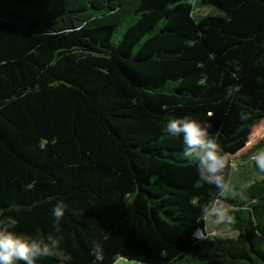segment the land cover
<instances>
[{
	"label": "trees",
	"instance_id": "1",
	"mask_svg": "<svg viewBox=\"0 0 264 264\" xmlns=\"http://www.w3.org/2000/svg\"><path fill=\"white\" fill-rule=\"evenodd\" d=\"M235 112L264 117V0H0V218L68 264H264V172L226 170L236 236L209 237L217 190L165 131L194 118L233 160Z\"/></svg>",
	"mask_w": 264,
	"mask_h": 264
},
{
	"label": "clouds",
	"instance_id": "2",
	"mask_svg": "<svg viewBox=\"0 0 264 264\" xmlns=\"http://www.w3.org/2000/svg\"><path fill=\"white\" fill-rule=\"evenodd\" d=\"M210 115V114H209ZM200 121L184 117L169 119L165 131L182 138L183 156L196 165L199 180L217 190V195L200 209L202 221L211 219L216 225L230 228L234 223L230 206L222 197L232 192L226 170L236 167L231 154L223 151L217 135L209 131ZM255 167L264 172V150L252 155ZM67 205L58 201L51 214L59 225L65 215ZM17 220L12 216L0 218V264H37L43 258H55L59 264H68L71 256L60 249L58 237L49 233L46 236H33L16 230ZM199 232L200 229H197ZM101 252L96 246L94 254Z\"/></svg>",
	"mask_w": 264,
	"mask_h": 264
},
{
	"label": "rangeland",
	"instance_id": "3",
	"mask_svg": "<svg viewBox=\"0 0 264 264\" xmlns=\"http://www.w3.org/2000/svg\"><path fill=\"white\" fill-rule=\"evenodd\" d=\"M201 13V10H196V14ZM234 121L239 123H254L248 136L247 143L239 153L233 156L236 161V167L232 170L231 182L242 181V176L247 178L248 181H254L257 178L256 171L254 170V161L251 160L252 155L264 150V146H259L260 142L264 140V117H259L250 112H235ZM256 121V122H255ZM235 131V130H232ZM207 233L209 237H235L236 232L231 228H224L223 226L216 225L211 219L207 221ZM205 236L200 235L199 238ZM115 264H132L124 259H119Z\"/></svg>",
	"mask_w": 264,
	"mask_h": 264
},
{
	"label": "water",
	"instance_id": "4",
	"mask_svg": "<svg viewBox=\"0 0 264 264\" xmlns=\"http://www.w3.org/2000/svg\"><path fill=\"white\" fill-rule=\"evenodd\" d=\"M201 234L199 233L197 236H200Z\"/></svg>",
	"mask_w": 264,
	"mask_h": 264
}]
</instances>
